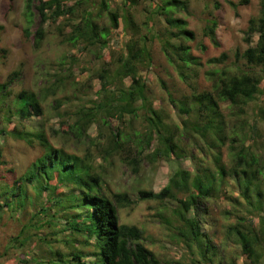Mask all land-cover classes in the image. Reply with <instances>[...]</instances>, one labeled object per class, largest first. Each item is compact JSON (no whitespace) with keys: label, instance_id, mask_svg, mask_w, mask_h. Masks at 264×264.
<instances>
[{"label":"trees","instance_id":"1","mask_svg":"<svg viewBox=\"0 0 264 264\" xmlns=\"http://www.w3.org/2000/svg\"><path fill=\"white\" fill-rule=\"evenodd\" d=\"M68 1L38 0L34 4L39 16L33 32L35 48H40L43 43L46 22L56 23L60 18L74 20L78 8L80 19L71 24L70 32L71 40L81 51L106 48L109 35L118 28L120 18L130 31L124 49L116 58L99 62V96L72 111H59L61 102L57 93L76 84L71 73L49 80L38 92L21 90L13 93L11 85L19 76V71H13L6 81L0 82V119L8 124L12 116L29 118L41 114V101L48 95L55 96L54 107L60 127H65L73 138L80 140L88 126L95 123L96 139L103 141H96L94 145L99 157L103 161L109 159L110 163L112 157L117 156L135 172L145 156L152 161L170 155L189 156L194 160L198 155L186 148L189 144L196 146L198 153L206 152L207 157L198 156L194 169L174 170L160 190L140 189L138 199L160 203L155 216L159 223L172 228V236L189 252L191 263L215 264V246L204 226L213 218L211 206H219L223 196L231 204L229 209H219V212L223 218L234 219L223 224L226 239L236 243L252 264H264V104H259L257 96L261 94L264 102V85L259 93L257 84L261 75L264 77V0L259 1V13L249 20L243 37L248 46L235 53L236 59L244 60L247 69H210L205 73L210 86L201 91L194 84L198 57L191 54L190 46L183 41L191 38L193 33L185 28L184 19L174 16L178 10H188V0H159L160 5L156 4L158 12L167 14L165 19L170 27L164 37H160L166 58L190 90L178 102L171 98L179 112L185 115L180 122H174L163 110L153 109L147 99L148 87L141 68L149 67L151 55L147 35L140 32L131 13L126 9L121 12L117 8L111 9L108 0L97 1L96 13L85 3L81 5L80 0L79 5H69ZM215 7H219L218 3ZM103 11L108 13V25L99 21ZM67 25L70 24L65 22L58 26ZM215 26L216 22L212 21L208 31L211 36H214ZM148 31L154 37L151 26ZM30 32V29L24 30L27 37ZM224 57L222 53L220 57L210 58L209 62L215 64ZM70 66L64 72L69 71ZM127 78L130 79L128 84ZM63 99L69 100L68 95ZM140 112L143 117L139 127L135 128L132 122L140 117ZM127 116L129 118L125 120ZM112 118L119 120L114 128L110 124ZM7 132L44 149V153L13 184L0 186L1 211L3 206L10 212L24 211L27 206L34 208L29 221L12 238L10 246L23 247L29 242H34L37 249L38 242L45 246L39 255H28V249L20 261L160 264L143 242V230L136 224L120 221L119 208L132 203L128 194L103 189V175L90 160L53 147L42 127L11 131H6L5 126L0 128V136ZM197 140L204 147L198 145ZM153 142L154 149L144 154ZM234 191L237 192L235 195ZM59 234L61 236L57 238Z\"/></svg>","mask_w":264,"mask_h":264},{"label":"rangeland","instance_id":"2","mask_svg":"<svg viewBox=\"0 0 264 264\" xmlns=\"http://www.w3.org/2000/svg\"><path fill=\"white\" fill-rule=\"evenodd\" d=\"M38 0H0V82L7 80L13 71H19L18 79L12 83L11 91L17 93L21 90L38 92L39 88L48 85V81L62 75L71 73L76 84L57 93L61 104L59 111H72L80 104H88L90 99L99 96L98 90L101 86L97 71L99 62L110 58H116L118 53L124 49V45L130 37V31L120 18L118 28L112 30L109 35L108 46L99 51H81L79 45L71 40V24L80 19V8L75 13L74 20L60 18L56 23H45V38L40 48L33 45V32L39 23L34 4ZM98 0H80L81 5L96 13ZM260 0H188V10H178L174 13L177 18L186 21V29L193 33L189 39H184L185 44L190 46L191 54L198 57V74L194 79L199 91L207 89L210 81L206 71L213 68H226L235 71L236 68L247 69L243 59L235 57L237 51L242 52L248 44L244 41L249 20L256 18L259 13ZM111 9L119 12L129 11L138 24L140 32L147 35V47L150 50L151 64L147 68H141L147 87L148 101L153 109H160L174 122H180L185 115L179 112L176 104L171 98L178 102L183 96L188 95L190 90L187 84L179 77L177 69L169 63L166 58L163 38L166 29H170L166 17L167 14L158 12L159 0H108ZM218 3L219 7H215ZM233 3L234 5H232ZM69 5H79V0H69ZM124 8H121L123 7ZM78 7V6H77ZM101 24H109L108 13L103 11L99 19ZM215 21L214 36L209 34V26ZM70 25L59 27L63 23ZM153 23V24H152ZM59 25V26H58ZM151 26L154 37L148 31ZM25 29H30V35L24 34ZM256 39V37H254ZM225 57L221 62L211 63L212 57ZM102 55V57H100ZM75 58V60H73ZM73 60V61H72ZM72 65L70 66V62ZM70 66V70L64 69ZM69 69V68H68ZM256 70H258L256 68ZM128 84L130 79H125ZM259 93L264 85V77L257 81ZM74 92V94H73ZM68 95L69 100L63 97ZM76 95V97H73ZM259 104H264L263 96L258 94ZM55 96L48 95L41 101L42 113L33 114L29 118L12 116L7 124L0 119V128L5 126L6 131L12 129L25 130L42 127L47 133L49 142L53 147L63 148L69 153L87 158L92 165L103 175L102 187L110 192H125L132 203L119 208L120 221L127 224H136L143 230L145 245L154 252L160 264H193L190 262L189 252L186 251L176 238L172 236V228L159 223L155 216L160 203L153 200H139L137 197L140 189L158 191L168 181L172 172L178 168L194 169L198 156L207 157L206 152H199L197 147L189 144L187 150L198 155L194 160L186 157L170 155L169 158H160L152 161L149 157H143L139 169L135 172L131 165L113 156L103 161L99 157L95 142L96 124L91 123L83 139H76L68 133L65 127H60L59 116L56 113ZM258 99L256 101H258ZM261 99V100H260ZM255 101V103H256ZM140 102H138L139 104ZM226 105L223 104L222 107ZM250 112V110H248ZM134 118L133 127H139L143 113ZM250 115V114H249ZM251 116V115H250ZM128 120V116L125 120ZM110 124H119L117 118L110 119ZM57 130V133L54 131ZM0 186L13 184L31 163L44 153L40 145L28 144L25 140L15 137L7 132L0 136ZM198 141V140H197ZM185 140V145H186ZM198 145L203 146L200 142ZM153 142L145 153H150L154 147ZM131 147V146H127ZM204 147V146H203ZM225 148L223 147L222 150ZM124 155V153H123ZM31 192V189H30ZM237 192L234 191L235 195ZM167 203V201H166ZM230 204L223 196L219 199V206H211L213 218L208 219L204 228L211 235V241L215 246L216 259L220 264H252L247 255L241 253L240 247L225 237L224 223L234 221L233 218H223L219 209H229ZM164 205V204H162ZM33 207L27 206L25 210L10 212L6 206L0 210V264H38L36 262H22L19 260L29 249L28 255L41 254L45 250L43 243L29 242L23 247H11L12 238L21 230L22 225L29 221ZM37 222V221H35ZM33 226L30 227L32 229ZM34 231V229H32ZM41 232H45L42 230ZM39 233V232H38ZM41 235V234H40ZM61 234L57 236L60 238ZM42 246V247H41ZM217 261L215 264H217Z\"/></svg>","mask_w":264,"mask_h":264}]
</instances>
